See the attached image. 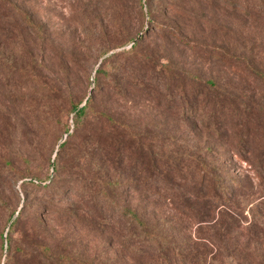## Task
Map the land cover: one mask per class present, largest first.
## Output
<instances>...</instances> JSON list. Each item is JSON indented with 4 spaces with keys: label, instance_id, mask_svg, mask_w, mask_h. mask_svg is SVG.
I'll return each instance as SVG.
<instances>
[{
    "label": "rangeland",
    "instance_id": "1",
    "mask_svg": "<svg viewBox=\"0 0 264 264\" xmlns=\"http://www.w3.org/2000/svg\"><path fill=\"white\" fill-rule=\"evenodd\" d=\"M132 50L143 60L122 55ZM253 67L264 73V0H0V264H159L129 208L194 264H264ZM92 87L87 129L122 131L117 159L74 128ZM233 101L257 135L215 127ZM187 158L228 185L224 196ZM162 164L182 171L168 180Z\"/></svg>",
    "mask_w": 264,
    "mask_h": 264
},
{
    "label": "trees",
    "instance_id": "2",
    "mask_svg": "<svg viewBox=\"0 0 264 264\" xmlns=\"http://www.w3.org/2000/svg\"><path fill=\"white\" fill-rule=\"evenodd\" d=\"M26 23L28 25H34L29 19ZM134 46L135 44L133 45V47ZM135 53L136 51H133V50L129 52L125 51L122 55L130 56L131 54H134V56L136 57V59H138V61L143 60V58L138 53L136 54ZM110 58L115 59L116 57L111 55ZM222 60L224 62L229 61V60L225 61V58H223ZM142 63L144 62L142 61ZM253 72H255V74L259 76L260 78H262V80L264 81V73L261 70L253 67ZM177 83L178 84L181 83L179 87H180V90L182 91L183 100L189 104L188 99L186 97L187 94L186 92L184 93V90L186 88L185 81L180 80ZM202 83L207 85L210 90H212V88L215 87L216 85L214 84L213 81H210V80L202 81ZM196 92L197 90L194 91V97H193L194 101L198 100L199 92L197 93ZM215 92H217L216 89H215ZM217 94L219 96H222L224 99H226L222 93L217 92ZM199 101H201V103H204V100H199ZM81 103L73 105V111L75 112V115L73 117V124H74L75 130H79V129L86 130L85 139L89 147H93V149H96V150L100 149L103 153H107L109 155L111 154L113 155L115 159H117L118 156L123 151H125L128 137L122 131H119L116 135L111 136V134H106L104 131L94 132V130L92 129L88 130L86 126V119L90 115L89 113L93 111L92 106H91L92 104L91 98L86 102L85 105L80 106ZM217 103L219 104V102ZM222 109H223L222 113L219 116H215V120H214V125L215 127L219 128V131H223L226 133L232 132V134H236L239 137H241L242 135H245V133L251 134V135L253 134L254 136L259 133L258 130L260 129V127L258 126L261 125V123H259L258 121L254 123L253 120L249 117L250 113L248 116L247 114L242 112L239 108V105L236 104L234 101L230 106L228 107L223 106ZM100 115L104 116L107 119V122L112 126L113 130L119 129V127H116V125H118V122L115 121L111 116L107 114H100ZM201 120L203 119L201 118ZM212 124L213 123L210 124L209 122H205V125L207 126L212 125ZM68 132L69 130H67V133ZM240 147H243V145H241ZM187 160H193L196 162L197 171L196 169L194 170L193 172L194 175L192 177H195V179H197L196 180L197 182L201 184L205 183L206 185L205 187H209V190H208L209 193H213V195H217V192L221 191V196H224L223 191L228 189V185L222 182L220 180L221 178L211 175L210 168L206 165V163L198 160L197 158H187ZM172 164H173V161H172ZM172 164L170 166H168L167 164H162L161 166V168L167 169L166 170L167 174L164 175V177H166L168 180H169L168 176L171 175L170 171H173V170L175 171L177 169L182 171V167L174 165L173 166L174 168H173L171 167ZM172 168L173 170H171ZM166 172H164V174ZM160 174H163L161 170L159 171V175ZM210 186H212L211 189H210ZM127 213L130 215L131 220H133L134 222H137L138 225H141L143 229L142 236H144L145 239L149 243L157 246V248L159 249V253H160L159 254L160 255L159 264H172V263L173 264H191V263L194 264V262L191 261V259L193 258L191 257L188 258L187 255L182 253V250L180 248H176V247L174 248L173 244L166 241V239H163L159 237L158 235L150 233L146 229V224L140 221V219L138 218V216L133 210L129 208L127 210ZM15 223L16 221L12 223L11 227L8 229L9 231H11ZM170 251H173L174 255L170 256Z\"/></svg>",
    "mask_w": 264,
    "mask_h": 264
},
{
    "label": "water",
    "instance_id": "3",
    "mask_svg": "<svg viewBox=\"0 0 264 264\" xmlns=\"http://www.w3.org/2000/svg\"><path fill=\"white\" fill-rule=\"evenodd\" d=\"M92 91H93V87L91 88L90 93L87 95L86 99L84 100L83 104H81V106L85 105L86 102L90 99V96H91ZM67 136H68V134H66L65 138ZM17 213H19V212H17Z\"/></svg>",
    "mask_w": 264,
    "mask_h": 264
}]
</instances>
